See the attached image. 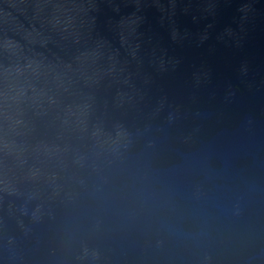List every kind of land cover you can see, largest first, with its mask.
I'll return each mask as SVG.
<instances>
[{
  "label": "water",
  "instance_id": "obj_1",
  "mask_svg": "<svg viewBox=\"0 0 264 264\" xmlns=\"http://www.w3.org/2000/svg\"><path fill=\"white\" fill-rule=\"evenodd\" d=\"M0 264H264V0H0Z\"/></svg>",
  "mask_w": 264,
  "mask_h": 264
}]
</instances>
